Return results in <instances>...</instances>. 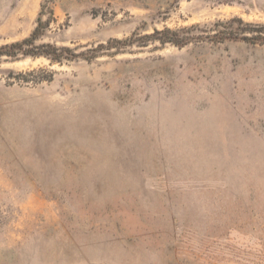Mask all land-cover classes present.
I'll list each match as a JSON object with an SVG mask.
<instances>
[{
    "label": "rangeland",
    "instance_id": "374dc122",
    "mask_svg": "<svg viewBox=\"0 0 264 264\" xmlns=\"http://www.w3.org/2000/svg\"><path fill=\"white\" fill-rule=\"evenodd\" d=\"M39 17L70 51L0 57V264H264V46L98 48L264 0H0V47Z\"/></svg>",
    "mask_w": 264,
    "mask_h": 264
},
{
    "label": "trees",
    "instance_id": "16d2710c",
    "mask_svg": "<svg viewBox=\"0 0 264 264\" xmlns=\"http://www.w3.org/2000/svg\"><path fill=\"white\" fill-rule=\"evenodd\" d=\"M40 17L38 18L37 26L30 35V37L10 45L0 47V57L9 56L14 57L17 53L22 55H30L32 57L43 56L50 60V62L61 63L64 59L63 52L70 51L68 48H57L50 44H43L38 46L44 51L33 52L24 50V47L30 45L36 38L41 35ZM197 26L188 28L170 29L163 28L161 30H153L151 34L137 36L133 33L130 37L122 40H109L105 45H100L98 48L110 50L114 48L116 52L120 49L130 47L132 45L145 46L149 42H157L161 46L170 44L181 48L193 42L206 41L213 44L223 43L227 41L244 42L251 45L264 46V26H258L251 23L243 22L240 18H231L226 21H218L212 25L211 30H201L198 34H192V31ZM14 50L15 52H10ZM15 53V54H14ZM74 57V56H71Z\"/></svg>",
    "mask_w": 264,
    "mask_h": 264
}]
</instances>
